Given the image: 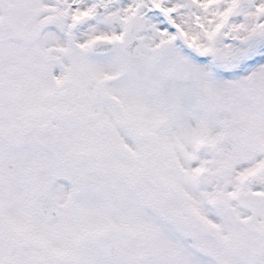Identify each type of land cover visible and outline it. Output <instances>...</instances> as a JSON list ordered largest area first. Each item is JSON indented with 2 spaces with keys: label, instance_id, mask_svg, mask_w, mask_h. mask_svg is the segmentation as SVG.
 <instances>
[{
  "label": "snow or ice",
  "instance_id": "1",
  "mask_svg": "<svg viewBox=\"0 0 264 264\" xmlns=\"http://www.w3.org/2000/svg\"><path fill=\"white\" fill-rule=\"evenodd\" d=\"M10 8L7 18L0 12V57L38 69L35 94L79 130L22 196L0 186V264H161L155 250L114 255L98 244L163 231L153 215L161 213L222 247L239 232L233 200L264 214V0H11ZM16 29L28 42L8 52L5 35ZM57 64L68 66L62 78ZM0 79H14L3 63ZM70 90L75 102L64 104ZM117 125L128 139L109 134ZM100 140L117 164L95 184L75 169L71 191L58 193L54 172ZM249 264H264V249Z\"/></svg>",
  "mask_w": 264,
  "mask_h": 264
},
{
  "label": "rangeland",
  "instance_id": "2",
  "mask_svg": "<svg viewBox=\"0 0 264 264\" xmlns=\"http://www.w3.org/2000/svg\"><path fill=\"white\" fill-rule=\"evenodd\" d=\"M10 4L11 0H0V12L5 13V18H7ZM11 31H15L18 35L15 42L9 39V33ZM12 35L14 36V34ZM22 37L23 34L18 29L7 32L4 38L5 42L10 46L7 51L11 52L17 47L26 45L22 42ZM52 55L55 57L58 54L52 53ZM0 63L8 66L14 73V79H12L11 82L0 79V162L3 157H10L17 163V171L14 173L5 172L0 166V186L5 188L10 187L15 195L19 197L29 189L31 181L38 177L49 175L45 173V168L49 166V164L43 159L49 157L46 148H50V146L57 142V136L59 134L55 123H51L49 129H44V126L49 123V120L47 118L42 119L41 116L32 120L34 129L33 134L28 136L24 134L23 127L26 124V119L24 118L25 103L19 101L21 99L17 100L16 98H39L35 94V90L39 87L38 69L32 68L29 70L21 61L10 58L7 55L0 57ZM57 67L60 68L61 71H58L56 75L62 78L63 72L67 71L68 66L66 64H57ZM69 92L70 98H76L75 93L71 90L66 92L64 96L66 97V94H69ZM64 96L62 98H64ZM39 103L41 106H44L45 101L41 99ZM109 110L110 109L106 108L105 112ZM38 111H40V109H38ZM117 129H119L118 132ZM39 130L40 134L37 135ZM78 130L79 126L72 131H64L61 134L60 141L64 143L65 139L70 138ZM109 134L112 136H120L124 139L129 138L127 129L122 125H117L116 128L110 129ZM18 137H22L25 141H30V146L16 147L14 142ZM35 140H39L40 143H37ZM78 158L93 162L92 170H97L95 175L96 181L106 172H110L117 164L111 150L104 146L103 140H100L95 152H82ZM53 187L57 192H60V194H67L68 189L71 190L72 181L53 176ZM93 199L95 200V197H93ZM232 205V214L234 216L238 215L241 219L238 235L225 244V248H228L231 252L226 254L224 259L215 257V254L212 255L209 251V253L204 254L202 261H196L192 257L188 260L189 253L186 250L180 251L177 247L175 241L178 236L182 238V240L188 239V245L190 247L191 245L195 246L198 241H202L209 250H215L220 246H218L217 242L207 234L188 233L189 229H187L183 223L172 218H166L161 213H153V215L155 219L160 220L165 225L164 230L161 231L150 227L147 233L142 232L145 236V241L135 246L141 250L145 248L155 250L161 258V264H205V260L211 261L212 264H249L235 258L233 247L238 244V241L244 242V244L250 246L258 243V232L256 229L261 230L262 224L264 223V214L253 213L241 199L233 200ZM254 228L256 237L253 233ZM134 232L135 231L128 233L130 238ZM175 251L178 252L177 256H174Z\"/></svg>",
  "mask_w": 264,
  "mask_h": 264
},
{
  "label": "flooded vegetation",
  "instance_id": "3",
  "mask_svg": "<svg viewBox=\"0 0 264 264\" xmlns=\"http://www.w3.org/2000/svg\"><path fill=\"white\" fill-rule=\"evenodd\" d=\"M10 7V6H9ZM9 11H11V8H9ZM14 34V36L12 35ZM19 34V33H18ZM10 37L9 39L13 42H15V39L18 38V35L17 33L14 31V32H10L9 33ZM16 35V36H15ZM22 42L24 44H27V39L23 36L22 37ZM34 98H30L27 100V103H28V108L30 109V112L28 114V120L31 121L32 120V114H33V111L32 109L35 107L37 109H40V111L37 110V114H39L38 116H41V118H49V123L44 126V129H49L51 123H55L57 125L56 129L58 131H61V132H64V131H72L74 130L75 128H69V125L67 124V122L61 120V119H58L57 118V107L56 106H53V105H49L46 101L44 103V106H41L40 105V98H37L35 101H33ZM62 102L64 104H72L75 102V98H62ZM59 121V122H58ZM26 130H28L29 132H32V123H30L27 127H26ZM40 134V130L37 132V135ZM37 143H40L39 140H35ZM46 150H62V151H66L67 150V146L66 144L64 143H59V144H53L52 146H50V148H46ZM47 164H51L53 161L55 160H52L48 157H45V159H43ZM57 160V159H56ZM71 162H72V168L71 169H68V170H64V169H57L53 176H56V177H63L67 180H71L73 181V173H74V170L75 169H82V170H86L87 172V175L90 177V180H89V183H93L95 184L96 183V179H95V175L93 176L92 175V172L93 171H96L97 170H92V167H93V162L92 161H86L85 159H80L76 156L72 157L71 158ZM45 173L48 175L50 174V169H49V166H46L45 168ZM71 190L69 189L68 192H70ZM60 193V192H58ZM262 230H260L258 232V243L255 244V245H247V244H244V242H239L238 241L237 245H235L233 247V252L235 253V258H238L239 260H242L244 262H248L249 263V258H250V255L252 254V252L254 250H258V249H264V223L262 225ZM257 231V229H256ZM192 231H188V233H191ZM254 236L256 237V232H255V228H254ZM243 241V240H241ZM100 243L102 244L101 246H105L108 244V240H102L100 241ZM189 243V240L186 239V240H183V244L182 246L179 248L180 251H183V250H186L189 255H188V260H190V258L192 257L193 259H195L196 261H202L203 258H204V254L206 253H209V249H207L205 247V245L203 244V242L201 241H198L195 246L191 245V247L188 245ZM137 243H135V241L132 239V237L130 238L129 235H127L124 239L120 240V241H115V246H116V249L118 250V253L121 254L122 252H139L141 249L138 248L137 246ZM27 249H30V247L28 246ZM30 251V250H29ZM212 254H215L216 257H219L220 259H224V257H226V254H228L229 252H231L230 250H228V248H226L225 250V245L224 246H220L218 248H216L215 250H211L210 251ZM178 255V252H174V256H177Z\"/></svg>",
  "mask_w": 264,
  "mask_h": 264
},
{
  "label": "water",
  "instance_id": "4",
  "mask_svg": "<svg viewBox=\"0 0 264 264\" xmlns=\"http://www.w3.org/2000/svg\"><path fill=\"white\" fill-rule=\"evenodd\" d=\"M16 145L17 146H28L29 145V142H23L20 138L16 141ZM3 166L6 168V170L8 172L10 171H14L16 168L13 166L12 162L9 160V159H4L3 161ZM252 186H258V187H261V185L258 183V182H253ZM135 240L137 242H142L144 240V236L137 232L135 233ZM107 247H110L111 248V251L113 252L114 255H118V252L115 248V245H114V242L113 241H109V244ZM105 247V248H107ZM98 248H100L99 244H98Z\"/></svg>",
  "mask_w": 264,
  "mask_h": 264
}]
</instances>
